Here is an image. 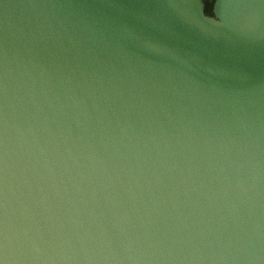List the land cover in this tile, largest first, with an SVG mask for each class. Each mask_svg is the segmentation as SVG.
<instances>
[{"label": "water", "instance_id": "95a60500", "mask_svg": "<svg viewBox=\"0 0 264 264\" xmlns=\"http://www.w3.org/2000/svg\"><path fill=\"white\" fill-rule=\"evenodd\" d=\"M0 264H264V0H0Z\"/></svg>", "mask_w": 264, "mask_h": 264}, {"label": "trees", "instance_id": "16d2710c", "mask_svg": "<svg viewBox=\"0 0 264 264\" xmlns=\"http://www.w3.org/2000/svg\"><path fill=\"white\" fill-rule=\"evenodd\" d=\"M202 1H203V4H204V13H205V15L210 16L214 0H202Z\"/></svg>", "mask_w": 264, "mask_h": 264}]
</instances>
